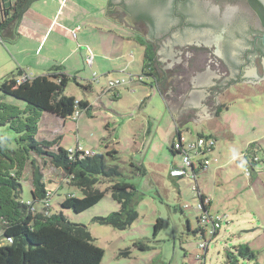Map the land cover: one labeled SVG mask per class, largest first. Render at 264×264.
Segmentation results:
<instances>
[{
    "label": "rangeland",
    "instance_id": "374dc122",
    "mask_svg": "<svg viewBox=\"0 0 264 264\" xmlns=\"http://www.w3.org/2000/svg\"><path fill=\"white\" fill-rule=\"evenodd\" d=\"M102 1L105 0H68V4L73 2L79 6L78 15L84 17L86 12H91V21L98 18L97 24L102 22L99 30L91 29L89 33L94 38L92 43L96 41V45H100L106 59L97 60L95 56L93 66L89 68L85 64L81 67L76 75L78 78H70L65 89V95L86 100L92 108L89 113L82 111L77 120H60L46 113L37 137L39 140L57 138L58 147L65 151L76 145L94 155L116 151L119 161H109L108 164L117 165L122 170L123 180L138 191L139 199L135 205L138 217L125 230L94 221L119 210L111 196V183L107 181L97 185V189L105 194L93 207L82 213L61 209L60 204L66 195L81 198L82 193L67 184L64 173L52 167L48 159L31 154L29 159L41 169L46 191H53L55 185L60 186L45 204H34L35 211H47L50 215L61 213L69 222L84 225L93 244L103 250L100 264H227V252L243 245L256 253L257 258L238 257L235 264H264V230H261L264 223V176L258 175L257 171L248 174L247 162L242 156L246 152L245 141L254 135L259 136L257 132L264 127V111L259 108L246 115L234 101V98L249 100L256 94L264 96V83L252 86L253 89L242 85L222 91L218 96L219 107L223 108L211 118L216 117L214 121L183 124L186 127L179 131L187 141L196 140L197 132H201L214 139L215 146L205 156L209 161L207 168L195 179L171 177V169L182 166V157L173 155L169 149L171 141H176L177 137L173 119L166 110V101L164 103L159 93L150 89L149 78L140 81L143 84L137 81L143 49L134 42L131 31H122L103 22L102 13L94 11L96 4ZM126 34L130 35V40ZM87 47L94 56L93 45L90 43ZM154 62L159 77L164 78L155 57ZM2 73L0 77L5 71ZM128 73L135 76V84L130 77L126 84L107 92L110 82L116 83ZM87 85L91 89H84ZM157 87L160 91L159 85ZM4 101L24 107L23 102L10 96H5ZM16 140L17 135L7 126H0V141L9 149L17 147ZM260 156L262 159L263 155ZM31 160L21 179V201L25 204L32 201ZM131 163L140 167L144 175L136 172ZM259 167L263 169V163L260 162ZM199 193L206 196L208 213L222 219L214 238H210L206 227L204 239L196 233V229L202 227L198 221L201 219ZM158 221L160 227L155 232ZM201 243L207 247L201 249ZM7 244L0 230V245Z\"/></svg>",
    "mask_w": 264,
    "mask_h": 264
},
{
    "label": "trees",
    "instance_id": "16d2710c",
    "mask_svg": "<svg viewBox=\"0 0 264 264\" xmlns=\"http://www.w3.org/2000/svg\"><path fill=\"white\" fill-rule=\"evenodd\" d=\"M32 1L34 0H15L12 6L8 7L0 3V34L11 23L21 19ZM250 3L253 6H261L256 0H250ZM261 18L264 20L263 16ZM135 41L140 45L144 42L139 36L135 37ZM154 57L155 54L148 47L144 53L143 76L153 77L157 85H162L164 78L159 77L155 70ZM22 78L24 81H21ZM69 79L62 73L60 66H55L49 74L33 78L18 70L0 82V126H7L17 135L15 149H9L0 141V230L3 239L8 242L7 245H0V264H100L103 257V250L93 244V239L84 225L69 222L61 213L50 215L47 211H35L34 204H45L48 197L60 186L55 185L53 191H46L41 169L29 159L31 154L48 159L52 167L64 173L66 183L82 193L81 198L66 195L60 204L61 209L82 213L93 207L105 194L97 189V185L107 181L111 183V196L119 205V210L105 217H97L94 221L116 230H125L138 217L135 210L139 199L138 191L134 185L123 180L122 170L117 165L108 164L109 161L118 160L116 151H109L104 155H94L90 152L92 156H85L83 153L87 150L78 145L65 151L58 147L57 138L39 140L37 137L41 120L46 113L60 120H77L75 113L80 116L82 111L89 113L91 110L92 107L86 100H76L65 95ZM89 88L87 85L84 89ZM5 96L23 102L24 107L13 102L6 103ZM180 134L178 128L176 137ZM197 137L210 138L203 135ZM173 142L169 148L170 152L178 155L173 150ZM254 148L255 145L252 144L242 155L247 162L248 174L253 173L259 163L258 152ZM254 158L257 160L254 161ZM29 160L32 166V201L25 204L21 201V179ZM130 166L144 175L140 167L132 163ZM204 169L206 168L199 165L193 169L194 175L197 177ZM198 198L200 203L206 200L202 193H199ZM208 206L209 204L203 205L200 213L208 212ZM198 221L200 222L199 218ZM221 221L222 219L220 224ZM160 223H156L155 232ZM219 229L220 227L210 238H214ZM196 233H200L204 239L206 229L199 226ZM238 257L255 260L257 254L247 245L234 247L232 251L227 252V264H235Z\"/></svg>",
    "mask_w": 264,
    "mask_h": 264
},
{
    "label": "crops",
    "instance_id": "0c3cea01",
    "mask_svg": "<svg viewBox=\"0 0 264 264\" xmlns=\"http://www.w3.org/2000/svg\"><path fill=\"white\" fill-rule=\"evenodd\" d=\"M14 1L15 0H1L0 3H4V6L8 7L12 6ZM108 2L109 0H105L101 3L96 4L97 7L94 11L102 13L104 23L108 22L111 25L119 27L122 31L128 32V29L120 26L104 15ZM78 9L79 6H77L75 3L70 2V4H68V0L32 1L21 19L14 24V40L9 41L0 37V76L1 74H3L2 71H5V75L0 77V81H2L7 76H10L11 74H14L18 70L22 71L23 74H26L31 78L47 75L55 66H60L62 68L63 74H65L69 78H73L74 80H76V78H78L76 77V75L79 74L80 68L87 64V62L85 63V57H92L91 65L87 64L89 68L93 66L92 64L95 61L96 57L97 60H101L102 58L106 59L100 51V45L97 46L96 41L92 43V40L94 38L89 33L91 29L93 31L99 30L98 26H101L102 22H99L101 24H97L98 18L91 21V12H86V15L84 17H82V15H78V13H76ZM128 38L130 40V35L128 36ZM134 42L138 45L140 44L137 41ZM90 43L94 47L93 50H95L94 56L89 53L90 51H88L87 46ZM97 47H99L98 51L96 50ZM144 60L145 59L143 57L140 74L137 75V81H139V83H142L144 78H149L150 89L155 92L157 91L165 103V100L162 94H160L154 78L150 76H143L142 70ZM123 72L125 71L123 70ZM130 77L133 78L132 82L133 84H135V76L129 73L123 75L122 78L117 81H123L126 84L127 82H129ZM152 83H154V86L152 85ZM216 99L219 104V96ZM234 99V101L240 105L242 111H244L246 115L253 114L259 108L264 111V96L262 94H256L254 95V97L249 98V100H247L246 98ZM165 106L166 110L169 112L171 118L173 119L176 133L178 128L179 130L182 127L185 128L186 125H181V127L177 126V124L175 123L176 119L173 113L167 107L166 103ZM221 108L218 106L216 113L219 112ZM217 115L218 114H216V116ZM215 119L216 117H214L213 119H204L201 120L200 123L214 121ZM255 130V128L252 129L253 132H255ZM257 133H260V135H254L252 139H248L245 141V148L247 151L252 144L255 145V148L258 152L257 157L259 163L257 164L254 172L257 171L258 175L264 176V168L261 169L259 167L260 169H258L260 162L264 165V127H261ZM198 135L205 136L204 133L201 132H197V136ZM259 155H263V158L260 159L261 156L259 157ZM208 209L209 206L207 207V210ZM261 226L263 227L261 230H264V223H262Z\"/></svg>",
    "mask_w": 264,
    "mask_h": 264
},
{
    "label": "flooded vegetation",
    "instance_id": "af4514ba",
    "mask_svg": "<svg viewBox=\"0 0 264 264\" xmlns=\"http://www.w3.org/2000/svg\"><path fill=\"white\" fill-rule=\"evenodd\" d=\"M215 1L222 3L225 0ZM226 1L244 2L255 19L251 23L244 22L241 17H236L234 20H222L220 17L211 19L212 16L204 15L192 0H123L121 4L123 16L129 20L127 24L131 28L130 33L144 41L141 45L143 53H146L150 47L156 56L161 49L167 48L165 45L159 46V35L170 31L169 16L172 14L178 21V25L173 28L175 30H173V36L171 35L174 44L190 41L191 38H196L197 33L201 40L211 38L207 42L213 49V57L220 61L223 71L228 75L221 80L219 78L217 90L224 91L233 86L242 85L253 89V85L264 83V20L261 18L264 17V8L258 5L253 6L250 0ZM178 7L180 9L182 7L187 13L177 14ZM134 25L142 27L145 32L136 31L133 28ZM211 31H217L216 35L211 36L209 34ZM194 46L209 48L206 43H196V41L194 43L193 40L186 47ZM185 64L187 65V62ZM252 69H254V75ZM209 71L207 65L197 80L200 81L201 77L209 75ZM196 97L195 94L191 98L197 99Z\"/></svg>",
    "mask_w": 264,
    "mask_h": 264
},
{
    "label": "water",
    "instance_id": "95a60500",
    "mask_svg": "<svg viewBox=\"0 0 264 264\" xmlns=\"http://www.w3.org/2000/svg\"><path fill=\"white\" fill-rule=\"evenodd\" d=\"M123 0H109L105 16L120 26L131 30L127 22V17L123 16ZM193 3L201 9L206 16H212L211 19L220 17L222 20H234L236 17L243 19L244 22L255 19L248 7L236 1L227 2L215 0H192ZM264 8V0H256ZM121 5V7H120ZM120 11V12H119ZM114 12V13H113ZM116 12H119L118 14ZM178 13H187L182 7L177 8ZM170 31L166 34L159 35V46L165 45L164 50L156 54L155 60L159 69L164 73V80L159 89L173 113L179 127L186 122L199 123L201 120L210 119L214 116L218 109L217 96L222 92L217 90V83L226 75L221 67L220 61L213 57V49L206 40L199 39L197 33L196 38L192 39L195 43H206L207 47H189L186 46L192 42L181 41L177 44L173 43V28L178 25V21L171 14L169 16ZM116 20V21H115ZM239 20V19H238ZM131 23V22H130ZM15 23H11L0 34L2 39L9 41L14 40L13 27ZM131 25H133L131 23ZM136 31L145 32L142 27L134 25ZM175 31V30H174ZM141 33V35H142ZM217 31H211L209 34L215 36ZM201 35V34H200ZM187 43V45H185ZM195 48V49H194ZM187 62V65L185 64ZM209 66L210 74L201 77L206 66ZM254 75V69H252ZM225 74V75H224ZM198 75V77H196ZM252 75V76H253ZM254 86V85H253ZM197 99H192L194 95Z\"/></svg>",
    "mask_w": 264,
    "mask_h": 264
},
{
    "label": "built area",
    "instance_id": "2783aa9c",
    "mask_svg": "<svg viewBox=\"0 0 264 264\" xmlns=\"http://www.w3.org/2000/svg\"><path fill=\"white\" fill-rule=\"evenodd\" d=\"M92 57L88 56L86 58V62L88 65H91ZM21 81H24V78L21 79ZM125 84V82H116L112 83L110 82L109 88L107 91H112L115 87ZM75 117H79L78 113H75ZM215 146L214 139L210 138H204V137H197L194 141H187L185 137H183L181 134L177 137V140L173 142L172 147L173 150L178 153L179 156L182 157V166L180 167H174L170 171L171 177H183L187 176L188 178H196L194 175L193 169L198 167L199 165L203 168H207L209 161L205 158V156L212 152ZM85 156H92L88 151H84L83 153ZM257 159L254 158V161ZM207 201L204 200L203 203H199L198 210H202L203 205H206ZM201 219L200 224L203 228L208 229V234L211 236L216 229L220 227V220L221 217H215L211 216L208 212H202L200 213ZM201 249L206 248V244L201 243L200 245ZM199 259V257H198Z\"/></svg>",
    "mask_w": 264,
    "mask_h": 264
}]
</instances>
